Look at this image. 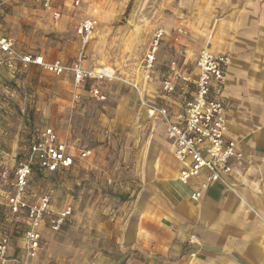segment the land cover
<instances>
[{
  "label": "rangeland",
  "instance_id": "1",
  "mask_svg": "<svg viewBox=\"0 0 264 264\" xmlns=\"http://www.w3.org/2000/svg\"><path fill=\"white\" fill-rule=\"evenodd\" d=\"M183 1L79 0V5H68L62 10L63 15L56 21L37 0H19L23 8L18 19L23 32L18 36L21 49L39 53L47 61L62 58L67 63L74 62L81 52L76 26L83 18H94L98 25L82 53L83 64L112 68L117 77L100 84L106 99L99 102L89 95L87 88L80 90L79 100H73L69 81L43 68L28 66L14 76L7 71L2 73L6 92L0 99V170L16 163L29 133L44 126H52L76 152L91 151L88 157L76 158L69 170L47 175L35 173L31 177L30 201L47 194L52 214L67 205L73 210L71 221L61 231L43 232L37 264L45 262L52 252L65 251L60 250L64 240L56 242L67 233L69 240L64 242L65 246L92 248L88 258L93 259L99 238L95 221L116 210L118 202L126 201L128 174L158 136L157 128L144 119L140 98L153 97L168 60L179 57L177 51H182L190 65L206 46L193 35L190 26L194 16ZM207 17L215 22L220 14L211 11ZM158 28L164 30L165 38L151 79V91L143 79V59ZM178 28L185 34L176 43ZM115 195L117 203L112 202ZM13 224L0 203V227L9 229L17 239L22 230H14ZM18 224L25 226L22 217ZM50 235L52 240L46 238ZM102 239V243H107ZM54 240L52 251L48 246Z\"/></svg>",
  "mask_w": 264,
  "mask_h": 264
},
{
  "label": "crops",
  "instance_id": "2",
  "mask_svg": "<svg viewBox=\"0 0 264 264\" xmlns=\"http://www.w3.org/2000/svg\"><path fill=\"white\" fill-rule=\"evenodd\" d=\"M37 1L42 6L41 0ZM18 2L0 0V35L11 37L16 48L26 52L18 46V36L23 35L18 27L23 8ZM71 2L54 3L60 17L68 5L75 7ZM183 3L194 16L190 27L199 42L203 41L216 53L231 57L224 90L228 105L226 135L236 142L240 157L233 161L228 186L213 183L198 200L191 199L192 191L203 181L205 172L187 184L179 180L181 168L173 156L164 122L149 117L143 105L144 119L157 128L158 136L128 174L126 201L118 202L116 210L112 209L108 216H100L95 221L99 238L94 258H88L92 248L65 246L64 242L69 240L67 233L56 242L64 240V248L61 246L60 250L65 251L52 252L40 264H264V0H185ZM42 9L53 18L52 10ZM211 11L220 14L215 22L207 17ZM185 57L183 62L187 63ZM192 63L187 65L188 69ZM22 70L16 72L1 67L0 79L3 71L14 76ZM60 76L69 81L73 94L80 93L81 89L72 85L70 75ZM146 83L152 91L151 79ZM179 88L168 97H163L158 88L153 90L152 98L141 97L140 101L177 105L182 100ZM5 92V89L0 92V99ZM32 131L18 160L26 156ZM59 138L67 143L60 134ZM68 151L74 156L75 164L76 158L81 157V150L76 152L68 144ZM47 174L54 173L40 175ZM7 194L0 181V203L8 214ZM113 198V203L118 201L116 195ZM9 220L14 221V230H22L17 239L7 228L0 227V232L10 235L8 254L22 257L25 226H20L18 219ZM43 232H47V228L42 229V238ZM192 235L196 241L190 243ZM46 238L52 240V235ZM102 238L107 243H102ZM55 241L50 243L49 250L54 251ZM38 253L30 264H37Z\"/></svg>",
  "mask_w": 264,
  "mask_h": 264
},
{
  "label": "built area",
  "instance_id": "3",
  "mask_svg": "<svg viewBox=\"0 0 264 264\" xmlns=\"http://www.w3.org/2000/svg\"><path fill=\"white\" fill-rule=\"evenodd\" d=\"M63 0H41L42 7L52 10L54 19L60 12L54 3ZM73 6L79 0H72ZM98 22L94 18H83L76 26V34L81 40V52L77 60L67 64L61 59L45 60L41 55L23 52L16 48L15 41L9 36L0 35V68L20 71L30 65L43 68L49 73L60 76H71L72 85L76 89H85L91 97L102 102L106 99L100 84L117 79L112 68L88 67L83 64L82 53ZM182 28L177 29L174 37L179 43L184 35ZM165 38L162 28L155 30L147 53L143 59V79L149 81L153 77L159 49ZM177 58L168 60L166 70L162 74L159 90L163 97L172 96L178 86L182 100L170 106L141 103L147 108L149 117L164 122L168 141L173 146V156L180 165L179 180L187 184L192 178L205 172L204 179L192 191L190 197L198 200L203 191L213 183L228 186V175L232 173L233 161L240 157L236 142L227 137V108L224 90L226 73L231 64L228 54L216 53L208 45L197 53L192 67L188 69L183 62L184 54L177 51ZM133 87L137 89L136 84ZM4 89L0 79V92ZM80 93L73 94V100H79ZM91 151L81 150L80 156L87 157ZM74 164V156L68 151V144L60 140L58 132L51 126L34 130L29 138L26 156L19 159L16 165L0 171V181L6 187L7 209L9 218L22 217L25 221L23 231V254L10 256V235L0 232V264H30L41 248L42 229L59 232L69 222L72 208L67 205L52 214L51 199L42 194L37 200L28 199L29 181L34 171L56 173L66 170ZM48 217V218H47ZM47 218V219H46ZM196 241L195 236L189 242ZM93 264V263H92Z\"/></svg>",
  "mask_w": 264,
  "mask_h": 264
},
{
  "label": "trees",
  "instance_id": "4",
  "mask_svg": "<svg viewBox=\"0 0 264 264\" xmlns=\"http://www.w3.org/2000/svg\"><path fill=\"white\" fill-rule=\"evenodd\" d=\"M35 173H36V174H40L38 171H34V172L32 173V175L35 174ZM31 177H32V176H31ZM30 180H31V178H30Z\"/></svg>",
  "mask_w": 264,
  "mask_h": 264
}]
</instances>
